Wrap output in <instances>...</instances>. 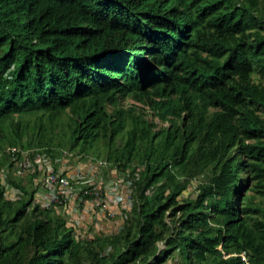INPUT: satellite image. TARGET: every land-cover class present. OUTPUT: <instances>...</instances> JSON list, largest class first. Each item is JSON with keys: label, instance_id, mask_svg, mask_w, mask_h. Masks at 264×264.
Instances as JSON below:
<instances>
[{"label": "trees", "instance_id": "obj_1", "mask_svg": "<svg viewBox=\"0 0 264 264\" xmlns=\"http://www.w3.org/2000/svg\"><path fill=\"white\" fill-rule=\"evenodd\" d=\"M261 79L264 0H0V264H264ZM99 142L136 198L80 238L14 166Z\"/></svg>", "mask_w": 264, "mask_h": 264}, {"label": "rangeland", "instance_id": "obj_2", "mask_svg": "<svg viewBox=\"0 0 264 264\" xmlns=\"http://www.w3.org/2000/svg\"><path fill=\"white\" fill-rule=\"evenodd\" d=\"M254 79L257 78L254 77ZM261 80L264 82L263 79ZM121 103L126 106L133 103V101L125 97ZM65 118L63 116V119ZM154 120L157 121L156 118ZM117 143L120 144L119 138L117 139ZM62 150L69 153L63 155L61 154V149H57V152H54L50 157L51 164L56 171L63 172L71 177L73 189L65 204L53 207L52 210L58 216L65 219L68 226L72 227L75 234L80 238H91L96 235L116 233L130 216L131 206L136 198L130 169H140L141 164L133 160L130 168L125 171L118 169L112 162L106 161V152L103 149L102 142L97 143L87 153H80L78 149L69 150L68 147H63ZM99 161H104L106 164L99 165ZM203 176L201 174L193 179L187 189L178 198L184 199L195 195L198 184L205 178ZM23 180V184L28 187L29 182L27 178ZM0 181L5 185L4 195L6 198L17 199L21 196L19 189L4 180L2 171L0 172ZM94 186L99 187L102 194L109 200L108 211L102 210L93 202L90 194L84 193L91 190ZM116 192L121 193L127 198L125 203L116 204L114 202L113 196ZM245 193H250V191L247 189ZM42 195L43 192L39 186L36 187L33 203L37 202L42 206L40 203L44 201V198L43 200L41 199ZM256 199V201L262 200L260 197ZM165 264H176V262L168 259Z\"/></svg>", "mask_w": 264, "mask_h": 264}, {"label": "built area", "instance_id": "obj_3", "mask_svg": "<svg viewBox=\"0 0 264 264\" xmlns=\"http://www.w3.org/2000/svg\"><path fill=\"white\" fill-rule=\"evenodd\" d=\"M15 150L14 147L7 148V151L10 152H14ZM22 153L23 159L14 166L15 173L23 175L26 172H33L35 169L42 171V177L40 182H38V186L43 192L41 199L43 200L44 198V201L40 203L46 208L64 205L73 189L71 177L63 172L56 171L51 164V159L42 156V154L38 152L34 155H31L28 151ZM66 154L67 152L63 153V155ZM101 164H106V162L99 161V165ZM84 193L90 194L96 205L102 210L108 211L109 200L102 194L99 187L94 186L91 190ZM113 200L116 204L125 203L127 198L121 193L116 192L113 196Z\"/></svg>", "mask_w": 264, "mask_h": 264}]
</instances>
